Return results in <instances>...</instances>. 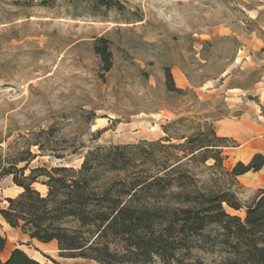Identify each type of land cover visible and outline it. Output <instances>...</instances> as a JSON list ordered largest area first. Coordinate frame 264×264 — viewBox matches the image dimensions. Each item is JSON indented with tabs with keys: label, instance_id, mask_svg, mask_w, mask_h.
Here are the masks:
<instances>
[{
	"label": "rangeland",
	"instance_id": "obj_1",
	"mask_svg": "<svg viewBox=\"0 0 264 264\" xmlns=\"http://www.w3.org/2000/svg\"><path fill=\"white\" fill-rule=\"evenodd\" d=\"M114 1L119 6L97 0H0V170L16 150L28 146L36 156L30 168L64 164L76 169L89 150L107 147L104 154L117 146L110 153L124 170L109 178L153 173L166 159L171 163L173 154L182 155L160 148L159 141L218 136L216 120L257 110L264 0ZM100 38L111 53L108 71L97 53ZM232 140L227 138L221 149L227 170L250 160L251 151L243 158L246 147L239 149ZM35 142L40 148L30 145ZM212 163L190 162L180 169L201 181L223 180L221 170L208 168ZM254 174L238 177L232 187L244 205L264 188L255 184ZM19 190L11 175L0 174V208ZM224 210L245 216V208L224 205ZM0 235L6 239L1 260L20 248L45 264H98L61 257L54 242L30 239L1 217ZM217 251L198 254L209 263L219 260Z\"/></svg>",
	"mask_w": 264,
	"mask_h": 264
},
{
	"label": "trees",
	"instance_id": "obj_2",
	"mask_svg": "<svg viewBox=\"0 0 264 264\" xmlns=\"http://www.w3.org/2000/svg\"><path fill=\"white\" fill-rule=\"evenodd\" d=\"M97 1L119 6L114 0ZM99 41L97 53L108 71L111 53L107 41ZM166 79L167 88L175 89L168 69ZM202 136L199 133L178 144L159 141L160 148L180 150L182 155L173 154L171 163L166 159L153 173H135L124 179L108 177L124 170L120 159L110 153L117 146L108 147L104 154L107 147L89 150L78 169L64 164L30 168L36 157L30 146L18 149L0 174L11 175L21 191L5 199L0 217L30 239L54 242L61 257L98 264H264V188L245 205L232 190L239 176L263 167L264 156L256 153L248 163L238 161L227 170L221 156L227 138L213 132L211 138ZM30 145L40 148L41 144ZM208 159L213 160L208 168L221 170L223 180L201 181L180 169ZM35 184L46 191L41 193ZM224 205L233 210L245 208L244 218L228 214ZM5 244L0 235V253ZM214 250L221 254L218 261L207 263L198 254ZM0 264L45 263L15 248Z\"/></svg>",
	"mask_w": 264,
	"mask_h": 264
},
{
	"label": "crops",
	"instance_id": "obj_3",
	"mask_svg": "<svg viewBox=\"0 0 264 264\" xmlns=\"http://www.w3.org/2000/svg\"><path fill=\"white\" fill-rule=\"evenodd\" d=\"M254 86V96L257 98V110L251 111L243 109V111L235 117L218 119L214 123V130L218 136L233 139L239 144L237 147L239 149L243 147L250 148L251 154L249 159L256 153H261L264 156V70ZM257 136H260V142L254 141ZM261 186H264V184ZM9 254L10 251L7 253L5 259Z\"/></svg>",
	"mask_w": 264,
	"mask_h": 264
},
{
	"label": "bare ground",
	"instance_id": "obj_4",
	"mask_svg": "<svg viewBox=\"0 0 264 264\" xmlns=\"http://www.w3.org/2000/svg\"><path fill=\"white\" fill-rule=\"evenodd\" d=\"M249 153H250V148L249 147H246V148H244L242 150V152L240 153V155L243 158H245V157H247L249 155ZM251 178L254 179L256 185L264 184V167L259 172H257L256 174L252 175ZM5 248H6V245H5Z\"/></svg>",
	"mask_w": 264,
	"mask_h": 264
},
{
	"label": "water",
	"instance_id": "obj_5",
	"mask_svg": "<svg viewBox=\"0 0 264 264\" xmlns=\"http://www.w3.org/2000/svg\"><path fill=\"white\" fill-rule=\"evenodd\" d=\"M58 250V249H57Z\"/></svg>",
	"mask_w": 264,
	"mask_h": 264
}]
</instances>
